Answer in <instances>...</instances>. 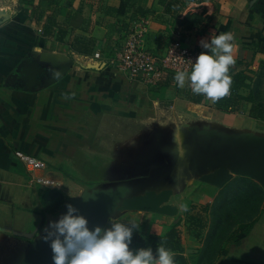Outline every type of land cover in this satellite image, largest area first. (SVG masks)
<instances>
[{"label":"crops","instance_id":"1","mask_svg":"<svg viewBox=\"0 0 264 264\" xmlns=\"http://www.w3.org/2000/svg\"><path fill=\"white\" fill-rule=\"evenodd\" d=\"M48 17L61 27V41L44 36ZM142 21L151 50L162 53L180 41L202 51L219 73L240 63L255 70L264 59L252 49L264 39V0H0V264H22L42 239L71 249L69 224L56 230L65 204L79 195V206L95 192L100 203L114 195L122 207L136 204L120 206L117 219L171 217L180 211L176 200L183 211L192 202L212 203L220 182L258 181L238 171L264 178L260 123L248 111L240 122L241 115L219 112L212 99L189 98L220 76L170 73L149 87L112 63ZM47 57L70 66L58 82L28 91L25 76H12L27 58ZM17 151L47 168L29 171ZM69 183L78 194L65 188ZM58 196L64 205L53 210ZM226 250L216 264H264V207L250 234Z\"/></svg>","mask_w":264,"mask_h":264},{"label":"rangeland","instance_id":"2","mask_svg":"<svg viewBox=\"0 0 264 264\" xmlns=\"http://www.w3.org/2000/svg\"><path fill=\"white\" fill-rule=\"evenodd\" d=\"M249 66L250 65L248 64H237L234 67H232L231 69L232 71L228 69L229 71L228 74L226 75L223 74L218 78L217 86L222 88L223 92L228 90L227 88H223L222 86L223 83L230 82L232 79V75L234 73L244 70L249 75L252 76L253 83H255V85L257 84L256 88L259 89L258 92L259 100H262L264 102V59L262 60L261 58H259V60L255 64L256 66L255 70L250 69ZM205 68L206 65H204L203 70ZM246 112L247 111L240 113L239 115L241 116H239V119L238 118L236 119L240 120V122L243 121V119L247 118ZM259 125L260 128L264 130V124L260 123ZM256 128L259 129V126H257ZM138 182L142 183L144 181H138ZM253 183L254 184L257 183L261 187H263L262 186L263 184H261V182L259 181H253ZM67 185L65 187L67 190H69V188L72 187L73 194L76 195L79 193L78 185L76 184L74 186L72 184H70L71 186L70 185L67 186ZM75 187H77V190ZM193 188L195 189L196 187ZM193 188L191 189V191L194 192ZM196 191H198V189ZM68 193L69 192H67V194ZM71 193L72 192L70 191L69 194ZM258 196L256 194L254 195L252 185H249L248 181H226L225 183H221V187L219 188L218 193L215 194V196H213V198L210 200L212 203L204 204V205L196 204L195 207V204H193L192 202L186 208L183 207V211H182V201H180L179 203V201L176 200L175 202L178 203L180 210L176 216H171V217L153 216L152 218L149 217L150 214L138 213V214H128L126 216L121 217L120 219H117L116 217L119 216V213L115 212V214L104 213V216L101 217L100 219L99 213L97 215L95 214V212H92L88 217L82 216V218L79 219L77 223V227H78L77 229L82 227V225H87V228L85 229L84 234L82 235L83 236L82 240H87L89 236L93 237L91 248L88 254V260H89L92 256H94L98 252L100 246L99 243L106 240L115 228L123 227L124 224L131 225L134 222L141 223L139 224V228L141 232H143L146 236L152 233H163L165 228L176 224L178 225V228L181 231V238L184 247L183 256L187 264H216V262L221 258V256L216 257V253L218 252L219 249V248L216 249V247L217 246L220 247L222 245V248L227 249V247L230 244L229 242L223 243V240L221 241V238L224 237V239H227L229 236L235 233V231L242 224L251 222L258 215L261 214L262 207H264V201L262 202L263 205L262 203L261 205L258 204V201L256 200L259 199ZM76 197L77 196H75V198ZM78 197L81 198L82 195H79ZM91 197L92 198H90L88 201L93 199L94 195H91ZM261 197L264 200V194ZM80 198L76 201L77 203L80 200ZM56 202L53 203L52 209L60 210L63 207L65 200H63L62 197L58 196L56 198ZM119 204L120 203H116L118 207L117 208L112 207V209L115 211H120L121 209ZM81 206L84 207L85 209H88L86 207V203L81 204ZM193 206L195 207V209H192ZM88 207H89V203H88ZM204 209L207 210L204 211ZM49 210L50 209L47 208V211ZM189 210L192 213H202L204 217L205 228L202 230V234L198 238L189 235V233L186 230L187 228L185 222L187 218L186 212ZM211 235L212 236L215 235V237L213 238L211 237ZM210 239L213 240V244H212L213 246L211 245V247L209 248L207 244L210 243ZM143 249H150V246L149 247L143 246ZM214 251L216 252L215 254ZM134 256L135 253L130 254V257L134 258ZM114 262L115 263L113 264H127V260L123 258L121 259L120 257L115 258ZM152 264H182V263L179 259L175 258V255H171L167 257L164 262L156 261L153 262Z\"/></svg>","mask_w":264,"mask_h":264},{"label":"trees","instance_id":"3","mask_svg":"<svg viewBox=\"0 0 264 264\" xmlns=\"http://www.w3.org/2000/svg\"><path fill=\"white\" fill-rule=\"evenodd\" d=\"M43 34L44 36H53L61 41V27H59L54 18L48 17L43 26ZM252 49L255 54L264 55V39L255 43L252 46ZM80 52L83 51L80 50ZM203 72L210 73L216 78L223 74H228V72H217L209 64H206V68ZM202 74L203 73L193 75V78H198ZM217 83L216 79H214V82L205 86L200 92H193L190 94L189 98L196 103H202L212 99L213 105L220 112L227 114H240L248 111L251 118L264 124V102L259 100V89L256 88L257 84L255 85V83H253L251 75L244 70L238 71L232 75L230 82L223 83V88L230 90V96L223 95V89L218 87ZM248 183L249 185H252L254 195L256 194L258 196L259 194V199L256 200L258 201V204L261 205L264 201L261 197L264 194L263 188L257 183V185L254 184L253 181H248ZM195 207L193 206L192 209H195ZM206 210L207 209H204V211ZM258 216L251 222L242 224L235 233L227 239L222 237L223 239L221 238V241L223 240V243H233L238 241L239 235H249ZM186 217L185 222L187 232L189 235L198 238L202 234V230L205 228L202 213H192L189 210L186 212ZM211 237L214 238L215 235H211ZM212 244L213 240L210 239V243L207 245L210 248ZM99 245L98 252L87 261V264H113L115 263L114 259L118 257L126 259L127 264H152L156 261L164 262L166 258L171 255H175V258L179 259L182 264H187L183 256L184 247L181 238V231L176 224L165 228L163 233H152L148 236L141 232L139 223L117 227L112 231L110 237L99 243ZM143 246H150V249H143ZM216 249H218L217 253L214 251L216 257H223L228 253L226 249L222 248V245L220 247L217 246ZM132 253H135L134 258L130 257V254Z\"/></svg>","mask_w":264,"mask_h":264},{"label":"water","instance_id":"4","mask_svg":"<svg viewBox=\"0 0 264 264\" xmlns=\"http://www.w3.org/2000/svg\"><path fill=\"white\" fill-rule=\"evenodd\" d=\"M41 63H43L44 65L49 64L50 68L42 67ZM69 68L70 66L68 64L63 63L61 60L54 57L42 58L40 62L31 61L29 58H27L17 66L12 76L14 78L25 76L27 84L24 85V88L28 91H33L37 87L44 88L58 82L66 75ZM43 75H45V77L40 79ZM237 173L240 175H247L255 178L264 186V178L257 175L256 173L250 171H238ZM113 191L114 190L109 191L108 194L112 193ZM95 194L96 195H94V198L88 202L89 207L88 203H86V207L88 209H85L81 205L79 206L76 201L74 202V204L71 202H67L60 213V223L56 231L63 230L62 226L69 224V228H65L64 230H67L74 236L75 242L72 245L73 247L71 249H66L64 242L57 243L56 241H54V245L51 242L42 239L39 240L35 245L31 246L32 253H30V256L26 257L22 264H87L88 254L91 248L93 237L89 236L87 240H82V235L84 234L87 225H82V227L77 229V223L79 219L82 218V216L88 217L92 212H95V214L97 215L99 213L100 219L104 216V213L114 214L115 212H118L112 209V207H118V205H116L117 202L114 201L115 199H117V197L113 195L112 201H103L100 203L96 192ZM119 205L122 207V204ZM135 205L136 204L134 202H130L123 207L134 208ZM44 241L47 243H45ZM37 249H39L41 253H44L46 251L49 255L46 258L43 257V255H36L35 253H33V251H36Z\"/></svg>","mask_w":264,"mask_h":264},{"label":"built area","instance_id":"5","mask_svg":"<svg viewBox=\"0 0 264 264\" xmlns=\"http://www.w3.org/2000/svg\"><path fill=\"white\" fill-rule=\"evenodd\" d=\"M147 27V21H142L135 29L130 30L124 36L120 52L112 59V63L132 81L154 87L170 73L198 75L204 71L203 67L207 63L204 53L183 46L180 41L171 43L162 53L151 50L146 45ZM94 58L98 61L103 60L101 53H96ZM223 95L230 96L231 92L226 90ZM15 155L31 172L47 168V163L42 159L21 151H17ZM36 182L43 186L52 185V181L44 178H37Z\"/></svg>","mask_w":264,"mask_h":264}]
</instances>
